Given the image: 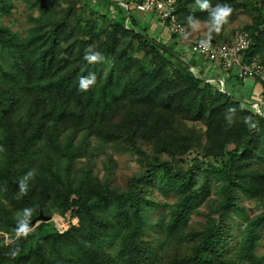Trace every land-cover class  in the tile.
Returning a JSON list of instances; mask_svg holds the SVG:
<instances>
[{
  "label": "trees",
  "instance_id": "trees-1",
  "mask_svg": "<svg viewBox=\"0 0 264 264\" xmlns=\"http://www.w3.org/2000/svg\"><path fill=\"white\" fill-rule=\"evenodd\" d=\"M117 1L0 0V264H264V78L222 70L176 33L157 41L137 0ZM16 2L30 11L25 34L2 22ZM209 3L232 8L210 44L248 17L241 60L264 72V0ZM174 8L186 32L189 16L211 26L195 0ZM245 80L258 99L238 91ZM115 153L138 164L123 185ZM54 212L76 222L60 232L38 218ZM37 221L22 239L18 226Z\"/></svg>",
  "mask_w": 264,
  "mask_h": 264
},
{
  "label": "rangeland",
  "instance_id": "rangeland-1",
  "mask_svg": "<svg viewBox=\"0 0 264 264\" xmlns=\"http://www.w3.org/2000/svg\"><path fill=\"white\" fill-rule=\"evenodd\" d=\"M122 7H124V5L122 3L121 0L117 1ZM131 6L129 7L132 10H134L135 8H133V4L132 2L130 3ZM81 3L78 4L77 8L78 10L81 9L80 8ZM136 10V9H135ZM124 11L126 12V10L124 9ZM137 11V10H136ZM30 11L28 9L25 8V5L23 3H18L16 2L15 4V8L12 11V14L10 16L5 17L2 22L9 26L13 31H19L22 34H25L26 30L32 25V22L28 20V13ZM134 12V11H133ZM132 12V13H133ZM139 15H144V17L146 15H149L148 21L144 22L146 27L150 26V23L152 22V19L155 20L156 22H159L160 20L158 19V12L157 11H149L147 13H143V12H135ZM248 22V17L246 16H239L237 18V20L233 21V22H228V24L225 26V40L233 37V35H235L236 32L240 31L241 27L243 26L244 23ZM160 25H164L163 22L160 21ZM193 29V31H192ZM189 32L191 33H198V35H203L201 38L204 39L205 41H208L207 39H214L215 37H217V32L215 33L213 28H211V26L206 22H202L198 20V23L193 26L190 24L189 26ZM189 32H186V38L181 37V39L183 40L182 43L187 44V41H189L191 39L190 35L188 34ZM206 33V34H202ZM200 37H198V39H201ZM216 43H222L221 40H216ZM191 55V54H190ZM114 158L117 161V168L115 171V175H116V182L119 185H123L127 178L138 169V164L137 162L127 153H115L114 154ZM95 172L99 175L102 176L103 175V171L101 168V163L98 160L97 164L94 168ZM158 199L160 201H165L164 198L162 197H158ZM168 201V200H167ZM241 204L243 206H245L247 213L252 216L256 213L259 212V208L257 207L256 203L252 200H248V199H243L241 201ZM161 213V211L159 210H155L150 218L153 219V221L156 220V218L158 217V215ZM200 220V219H199ZM43 221V220H41ZM41 221H37L32 228L29 229V231L26 234H20L22 236V239L26 238L27 235H29L30 233H36L38 231V229L40 228V223ZM50 221H52L54 227L62 232L64 230L67 229L70 221L72 223L76 222V219H68L67 217H62L58 212H54L52 218H50ZM44 222V221H43ZM238 227H240L239 223H235V227L234 230H236ZM147 235H146V239H150L152 242H156L155 241V237H156V229H151L148 228L146 230ZM0 235L4 236V238H8L9 234H3L0 233ZM257 254L258 255H262L264 257V230L261 233V239L258 243V247H257Z\"/></svg>",
  "mask_w": 264,
  "mask_h": 264
},
{
  "label": "built area",
  "instance_id": "built-area-1",
  "mask_svg": "<svg viewBox=\"0 0 264 264\" xmlns=\"http://www.w3.org/2000/svg\"><path fill=\"white\" fill-rule=\"evenodd\" d=\"M132 3L133 8L138 12L157 11L158 19L163 22L170 34L176 33L182 39L186 38V28L176 21L174 0H137ZM187 43L190 53L203 55L205 58L217 62L224 71L237 67V74L241 78L253 74H259L264 78V72L260 71L258 60L253 59L249 64H244L241 60L244 50L250 43L246 33H236L224 43L217 45L199 39H190Z\"/></svg>",
  "mask_w": 264,
  "mask_h": 264
},
{
  "label": "crops",
  "instance_id": "crops-1",
  "mask_svg": "<svg viewBox=\"0 0 264 264\" xmlns=\"http://www.w3.org/2000/svg\"><path fill=\"white\" fill-rule=\"evenodd\" d=\"M137 16H138V21H140V25L147 29V32L151 37L155 38L157 41L161 43H169L171 41V34L167 31L164 25L162 26L160 25L161 24L160 21L156 22L155 20L152 19L150 26L146 27L144 22L148 21L149 15H146L144 17V15L140 14L139 17V15L137 14ZM188 34L193 40L198 39L199 37L197 32L196 33L189 32ZM202 34H206V33L202 32ZM219 73H222L220 68L211 67L210 71L207 74L211 75V74H219ZM238 89H239L238 91H240L241 94L244 97H246L248 100L258 99V96H260V92L262 90L261 86L256 82H253L252 80L243 81V86L238 87Z\"/></svg>",
  "mask_w": 264,
  "mask_h": 264
},
{
  "label": "clouds",
  "instance_id": "clouds-1",
  "mask_svg": "<svg viewBox=\"0 0 264 264\" xmlns=\"http://www.w3.org/2000/svg\"><path fill=\"white\" fill-rule=\"evenodd\" d=\"M196 5L200 10H207L210 16V24L215 31L219 32L220 26L225 22L226 18L232 12V8L228 4L220 5L216 4L215 7H210L209 0H195ZM188 21L191 25L195 26L198 21H194L192 16L188 17ZM88 59L93 61L96 56H89ZM94 77L92 79H80L79 86L81 88H87L89 84L93 83ZM21 192H23V186H21ZM29 231L25 223H21L18 228V234H26Z\"/></svg>",
  "mask_w": 264,
  "mask_h": 264
},
{
  "label": "water",
  "instance_id": "water-1",
  "mask_svg": "<svg viewBox=\"0 0 264 264\" xmlns=\"http://www.w3.org/2000/svg\"><path fill=\"white\" fill-rule=\"evenodd\" d=\"M38 218H39V220H43V221H49L50 220V217L43 216L42 214H39Z\"/></svg>",
  "mask_w": 264,
  "mask_h": 264
}]
</instances>
